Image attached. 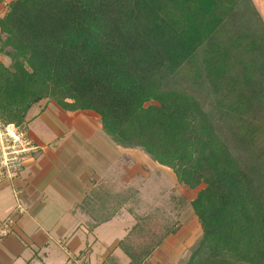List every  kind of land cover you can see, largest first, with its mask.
I'll list each match as a JSON object with an SVG mask.
<instances>
[{"label": "trees", "instance_id": "obj_1", "mask_svg": "<svg viewBox=\"0 0 264 264\" xmlns=\"http://www.w3.org/2000/svg\"><path fill=\"white\" fill-rule=\"evenodd\" d=\"M0 54L5 123L26 125L42 100L94 111L116 144L197 189L154 208L166 220L143 252L131 244L137 219L118 243L128 264L175 232L188 205L200 235L179 264H264V20L253 0H10Z\"/></svg>", "mask_w": 264, "mask_h": 264}, {"label": "crops", "instance_id": "obj_2", "mask_svg": "<svg viewBox=\"0 0 264 264\" xmlns=\"http://www.w3.org/2000/svg\"><path fill=\"white\" fill-rule=\"evenodd\" d=\"M8 1L0 0V17L5 14ZM0 61L8 64L10 59L0 54ZM43 108L38 116L45 114ZM64 112L77 114L76 117L85 113ZM90 112L100 120L96 112ZM58 113L61 117L62 113ZM97 125L102 129L101 123ZM52 128L54 136L47 144L29 133L39 145L38 152L27 157L17 180L0 184V228L5 220H13L9 233L0 236V264H80L79 256L86 246L89 250L83 254L88 264H128L130 258L118 243L131 236L136 223L131 220L128 208L135 193L131 188L135 157L134 153L128 156L121 152L129 153L134 148L109 146L104 139L97 138L107 148L101 155H87L76 149L59 128ZM88 194L91 198L87 201ZM118 194H122L120 205ZM161 207L165 204L156 208ZM181 217L182 214L177 217L175 232L142 264H179L186 250L185 245H176L184 239L177 227Z\"/></svg>", "mask_w": 264, "mask_h": 264}, {"label": "rangeland", "instance_id": "obj_3", "mask_svg": "<svg viewBox=\"0 0 264 264\" xmlns=\"http://www.w3.org/2000/svg\"><path fill=\"white\" fill-rule=\"evenodd\" d=\"M253 2L264 20V0H253ZM41 107H45L43 108L45 114L42 117L37 115ZM58 112L62 113L61 117H59ZM76 115L77 114L72 113L67 115L66 112L60 110L54 102L42 100L40 104L32 108L30 112V121L24 126L17 125L26 131L31 138L32 136L29 133L32 132L46 144L50 138L54 136V129L52 127H57L64 133L63 136L74 144L76 149L80 148L84 153H87V155H89V153L101 155L105 151V148H107L104 144L98 143L97 138L104 139L105 143L109 146H118V144L99 128L97 124H100V120L97 119L98 116L95 115V113L85 111V113H81L77 117ZM63 121H66L67 124L63 123ZM36 152H38V150ZM142 152L144 151L139 148H134V150L129 151V153L121 152L122 155L127 154L128 156L134 153L135 157H133L135 160L132 164L134 166V174L133 183L131 185L135 193L133 192L132 194V201L129 202L128 208L131 220L136 222L138 219L139 225H142V229H137L134 238L132 241L130 240L131 244H133V248L138 252H143V247L147 244L154 246L156 241H154L152 237L155 236L154 234H160L163 230V223L166 217H164V215L161 217L157 211H154V208L163 206L164 204L166 206V202L169 201L171 194L181 192L187 194L189 198H192L197 191V189L190 190L179 184L170 168L156 163V161L151 158L150 160L146 159L145 152ZM90 198L88 194L85 199L88 201ZM168 208L166 209L167 212ZM167 212L166 215H168ZM146 216H148L147 219L145 218ZM177 227L181 229L184 239L177 241L176 245H185L187 249L200 235V224L189 205L183 211L180 224ZM103 231H105V229H103ZM88 250L89 248L86 246L83 252L87 253ZM83 252L81 251L78 261L80 264H88L85 262ZM120 257H124V255L121 254Z\"/></svg>", "mask_w": 264, "mask_h": 264}, {"label": "built area", "instance_id": "obj_4", "mask_svg": "<svg viewBox=\"0 0 264 264\" xmlns=\"http://www.w3.org/2000/svg\"><path fill=\"white\" fill-rule=\"evenodd\" d=\"M39 145L16 123H5L0 117V184L17 180L25 167L27 157L36 152ZM18 205V210H21ZM0 235L9 233L12 219L4 221Z\"/></svg>", "mask_w": 264, "mask_h": 264}]
</instances>
